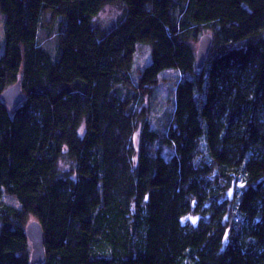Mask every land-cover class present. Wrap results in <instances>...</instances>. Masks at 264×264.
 Masks as SVG:
<instances>
[{
	"label": "trees",
	"instance_id": "obj_1",
	"mask_svg": "<svg viewBox=\"0 0 264 264\" xmlns=\"http://www.w3.org/2000/svg\"><path fill=\"white\" fill-rule=\"evenodd\" d=\"M2 26L0 264L33 220L42 264H264V0H0Z\"/></svg>",
	"mask_w": 264,
	"mask_h": 264
},
{
	"label": "water",
	"instance_id": "obj_2",
	"mask_svg": "<svg viewBox=\"0 0 264 264\" xmlns=\"http://www.w3.org/2000/svg\"><path fill=\"white\" fill-rule=\"evenodd\" d=\"M213 38L210 34H204L199 41L196 53L197 67L202 68L207 60ZM2 100L10 107L16 109L25 99L22 91L21 80L7 88L1 95ZM26 233L32 245L31 264H42L46 260L45 233L39 221H31L26 228Z\"/></svg>",
	"mask_w": 264,
	"mask_h": 264
},
{
	"label": "rangeland",
	"instance_id": "obj_3",
	"mask_svg": "<svg viewBox=\"0 0 264 264\" xmlns=\"http://www.w3.org/2000/svg\"><path fill=\"white\" fill-rule=\"evenodd\" d=\"M119 13H120V9L117 6L108 5L100 14L99 21L102 22L103 24H110L114 19L118 17ZM54 20L55 18L52 16V14L47 13L45 15L44 24L48 27L56 26V24L54 25ZM0 41L2 42L4 41L3 26L1 27V31H0ZM138 58L140 65L146 62V60L148 59V49H144L143 53H141Z\"/></svg>",
	"mask_w": 264,
	"mask_h": 264
}]
</instances>
